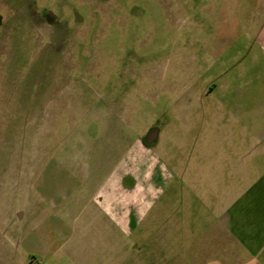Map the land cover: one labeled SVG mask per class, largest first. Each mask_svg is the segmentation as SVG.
I'll use <instances>...</instances> for the list:
<instances>
[{"label":"rangeland","instance_id":"rangeland-1","mask_svg":"<svg viewBox=\"0 0 264 264\" xmlns=\"http://www.w3.org/2000/svg\"><path fill=\"white\" fill-rule=\"evenodd\" d=\"M228 11L0 0V264H219V198L264 181V67L230 58Z\"/></svg>","mask_w":264,"mask_h":264},{"label":"crops","instance_id":"crops-1","mask_svg":"<svg viewBox=\"0 0 264 264\" xmlns=\"http://www.w3.org/2000/svg\"><path fill=\"white\" fill-rule=\"evenodd\" d=\"M224 5L229 10L228 27L219 38L231 41L234 48L230 58L233 57L236 64L238 57H244L248 59L247 66L264 67V0H224ZM238 42H244L240 48H237ZM216 51L219 54L226 49L218 46ZM124 177L119 180L123 190H133L139 184L134 181L126 188ZM233 181L234 194L229 193L223 201L219 198L214 211L211 248L219 264H264V181L252 182L241 192L237 190L240 180L234 178ZM104 186V180L99 189L96 185L91 197L94 206L90 210L94 220L100 218L103 222L104 212H108L104 210V202L108 201ZM131 216L130 223L135 219L136 226L138 215Z\"/></svg>","mask_w":264,"mask_h":264}]
</instances>
